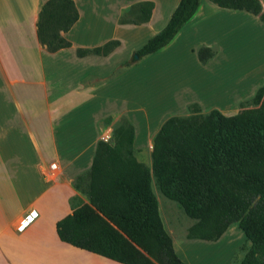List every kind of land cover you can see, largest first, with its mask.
<instances>
[{"label": "crops", "instance_id": "1", "mask_svg": "<svg viewBox=\"0 0 264 264\" xmlns=\"http://www.w3.org/2000/svg\"><path fill=\"white\" fill-rule=\"evenodd\" d=\"M45 1L0 0V264H66V254L75 255L76 264H123L61 241L55 226L74 206L88 202L86 173L96 143L102 139L98 120L109 114L125 115L134 127V151L141 147L136 141L137 119L134 118L138 107L133 109L126 103L111 105V90L125 83L124 77L132 68L124 69L114 78L111 74L165 25L179 0H149L154 4L150 19L140 24L120 23L119 18L134 4L146 0H88L87 9L97 10L99 16L87 21V31L81 28L84 4L82 0H73L79 17L64 33L71 45L54 52L48 51L36 35L38 12ZM259 1L264 10V0ZM251 29L258 30L257 59L264 68V22L258 15L222 8L209 0H200L194 15L163 47L170 48L179 40L194 37L196 43L187 48L202 69L211 71L220 52L232 51L238 32L240 35L242 31L245 38L256 37ZM103 31H106L104 37ZM127 36L140 44L133 43L123 54ZM109 40H118L119 45L106 55L76 53L77 48H93ZM201 45L215 50L206 63H201L196 55ZM237 58H244V74H249L243 84L230 83L225 97L207 100L187 85L174 101L182 100L186 105L197 103L202 112L217 109L224 115L236 114L240 102L264 85V76L252 78L255 73L246 64L250 62L249 56ZM233 66L226 70L234 72L238 62ZM211 73L216 75L214 71ZM187 91L192 98L184 99ZM151 116L152 113L150 117L144 116L145 148L152 147L153 136L166 118L154 122ZM77 177H80L78 181ZM160 210L159 207L174 250L187 264L195 261L196 264H233L234 255L245 242L240 228L243 235H239L238 242L227 239L230 226L217 240L188 237L187 227L181 226L175 232ZM30 215L35 217L19 229ZM208 250H217L221 258L207 263L197 261L198 252Z\"/></svg>", "mask_w": 264, "mask_h": 264}, {"label": "trees", "instance_id": "2", "mask_svg": "<svg viewBox=\"0 0 264 264\" xmlns=\"http://www.w3.org/2000/svg\"><path fill=\"white\" fill-rule=\"evenodd\" d=\"M209 1L258 15L264 22L259 0ZM199 3L179 0L165 25L135 50L139 59L169 43ZM153 6L149 0L138 2L119 22H146ZM78 17L73 0H46L36 21L39 42L50 52L69 47L64 33ZM118 45V40H109L77 48L76 53L106 55ZM196 55L206 63L215 50L201 45ZM132 63L127 60L120 67ZM252 101L256 107L233 115L217 109L202 112L197 103H190L188 114L168 116L153 136L150 168L135 157L133 124L122 118L109 139L97 141L86 173L88 202L74 206L56 222L59 239L123 264H155L152 259L159 264H187L164 228L153 177L166 197L198 219L188 228V237L217 240L236 223L249 242L238 264H264V86Z\"/></svg>", "mask_w": 264, "mask_h": 264}, {"label": "rangeland", "instance_id": "3", "mask_svg": "<svg viewBox=\"0 0 264 264\" xmlns=\"http://www.w3.org/2000/svg\"><path fill=\"white\" fill-rule=\"evenodd\" d=\"M81 3L84 4V7H82V11L85 12V19L82 23L81 28L83 29V31H87V21L98 18L99 13L97 10L91 9L89 11V9H87L86 5L88 4V0H82ZM121 15H127V13ZM251 30L256 33V37L251 39L245 38L241 36L242 31H240V35L238 32L236 35V39L232 43V51L225 50L224 52H220L217 56V62H215L211 66V71H208V69H202L196 63V56L194 55V53L189 51V49L187 48L189 44L193 45L197 41L194 37H192L186 40H179V42L175 43L173 47H163L164 49L162 48L157 52L145 55L134 63L130 64L131 66H118L112 72L111 77L114 78L124 69L128 67L132 68V70L124 77L123 82L125 83H123L121 86L113 87L114 90H111L110 96L112 106H123V104L126 103V105L130 108L134 109L138 107V109H135L137 110V116H135L134 118L137 119V123L135 125L137 132L136 141L139 143V145H141V147H139L137 152L134 151V155L139 161L144 163L149 168L151 167L152 147L145 148L144 146V143L147 142V140L144 139L143 134V127L145 123L144 116L147 115L148 117H150L152 113L151 117H153L154 122H157V120H159L161 117L163 118L164 116L167 118L168 116L172 115L188 114V105H186L182 100L180 102L174 101L179 94H183V92L181 91L183 87L185 88L188 85L189 87L187 88H191L192 90H194L198 96L211 101H214V99L218 100L222 97H225V93L226 91H228L227 88L230 83H234V85L243 84L245 82L244 79L246 75L249 74L247 72L244 74L246 66L244 58H237L238 56L244 54L249 56L250 58L248 59L250 60V62L246 63L248 69L251 73H255V75L252 74V78H257L256 75H258V78H262L264 76V68L261 64H258L259 59H257L258 51L256 50V46H258L259 44L257 38L258 30ZM105 35L106 31H103L101 36L104 37ZM127 37L128 39L124 43V48L122 49L123 54H126L127 48L135 43L131 40V38H129V36ZM240 40L242 41L241 44ZM139 42L140 41H136L135 44L139 45ZM248 45H250V47H248ZM119 55H121V53ZM132 55L133 54L129 55L126 60L130 61L132 59ZM116 57L117 56H115V58ZM237 62L238 66L237 70L234 71L235 74H231L234 72H228L226 70L228 68L231 69V64H234L235 66V63ZM213 71L214 73H216V75L209 74ZM209 83H212V85H210ZM220 91H222V93ZM253 97L254 95L245 100H242L239 104L238 112L243 109L256 107L257 105L252 101ZM189 98H192V95L191 92L187 91L186 93H184V99ZM144 112L147 114H144ZM109 115L110 119L108 122L104 120L105 118H101L97 122V126L102 133L103 140H107L110 138L113 128L118 125L119 122H121L122 118L125 117V115L118 113ZM152 190L157 196L159 207L161 209L160 211L163 212L165 220L172 224L173 230H175V232L176 230H180L181 226L184 228L187 227L188 230L190 226L196 225L198 223V219L189 217L184 212L182 206L176 200L166 197L159 190L153 177ZM230 227L231 228L228 229L227 239L233 241L236 240V242H238L240 240H238L239 235H243L242 231L239 229L236 223L231 224ZM243 238L245 239V242H243L238 252L234 255L232 261L233 264L242 258L246 249L249 247V242L246 241V238L244 236ZM74 256H68V254H66V264H76L77 257ZM218 256H220V254L217 250H208L203 252L200 251L198 252L196 259L201 263H207L208 260L216 261ZM152 260L155 264H159L156 260ZM193 264H196V261Z\"/></svg>", "mask_w": 264, "mask_h": 264}, {"label": "built area", "instance_id": "4", "mask_svg": "<svg viewBox=\"0 0 264 264\" xmlns=\"http://www.w3.org/2000/svg\"><path fill=\"white\" fill-rule=\"evenodd\" d=\"M54 165V164H53ZM35 217V215L33 216V215H30V216H28V217H26V221H24L23 223H21L19 226H18V228L19 229H22L23 227H24V225L28 222V221H30L32 218H34Z\"/></svg>", "mask_w": 264, "mask_h": 264}, {"label": "water", "instance_id": "5", "mask_svg": "<svg viewBox=\"0 0 264 264\" xmlns=\"http://www.w3.org/2000/svg\"><path fill=\"white\" fill-rule=\"evenodd\" d=\"M139 59L138 55L135 53V51L133 52V55H132V59L130 60V62H135Z\"/></svg>", "mask_w": 264, "mask_h": 264}]
</instances>
